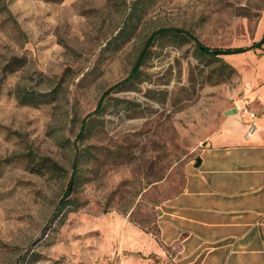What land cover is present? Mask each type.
Wrapping results in <instances>:
<instances>
[{
    "label": "rangeland",
    "instance_id": "obj_1",
    "mask_svg": "<svg viewBox=\"0 0 264 264\" xmlns=\"http://www.w3.org/2000/svg\"><path fill=\"white\" fill-rule=\"evenodd\" d=\"M161 27L251 46L264 38V0H0V264H119L126 224L157 239L163 204L224 105L262 116L264 50L213 58L171 36L94 113ZM24 88L46 102L22 104ZM42 157L60 172L38 171Z\"/></svg>",
    "mask_w": 264,
    "mask_h": 264
},
{
    "label": "crops",
    "instance_id": "obj_2",
    "mask_svg": "<svg viewBox=\"0 0 264 264\" xmlns=\"http://www.w3.org/2000/svg\"><path fill=\"white\" fill-rule=\"evenodd\" d=\"M255 100L264 110V84ZM241 107L224 105L222 119L202 135L183 187L158 215L157 239L125 225L130 235L119 264H138L136 252L147 264H264V112L248 135ZM126 251L132 255L125 263Z\"/></svg>",
    "mask_w": 264,
    "mask_h": 264
},
{
    "label": "trees",
    "instance_id": "obj_3",
    "mask_svg": "<svg viewBox=\"0 0 264 264\" xmlns=\"http://www.w3.org/2000/svg\"><path fill=\"white\" fill-rule=\"evenodd\" d=\"M137 1V0H135ZM135 8H136V4L137 3H133ZM134 14V10L131 11L130 15ZM127 25V23H126ZM124 31V28L121 30V33ZM164 36H171L174 41L179 42L178 40H192L195 41L196 47L198 49V51L206 56L209 57H213V58H220L221 55L223 54H232V53H241V52H247L250 50H256V49H261L264 50L263 44H264V38L259 41V42H254L251 46H235V47H211V46H207L204 43L200 42L190 31L184 29V28H179V27H161L158 30L154 31L146 40L141 53L139 54L129 76L127 78H125L124 80H122L121 82L117 83L116 85H114V87H112L111 89L107 90L101 97V100L98 103L97 108L94 110V113H98L102 108V100L103 98H105L109 92L111 90H113L116 87L122 86L123 83L136 78L141 66L143 65L146 56L148 55V51L150 49V47L153 45V43L155 42V40L159 37H164ZM18 100L25 105H39L42 104L44 102H46L47 100V95L45 94H41L38 93L37 91H35L34 89H21L17 95ZM90 114L88 116H86L83 119L82 122V126L80 128V131L77 135V139L81 138L84 135V132L86 130V126H87V119L89 118ZM76 160H78L76 158ZM41 165L42 168H46L47 170H52L55 172H60L59 169H61V167L59 166L58 163L54 162L53 160H51L49 157H42L41 158V162L38 163L37 165V170L38 166ZM76 169H77V162L75 161L74 164V172L73 174L76 175ZM71 183L73 185L74 183V179L73 177L70 179L69 185L71 187ZM72 189H70L68 187L67 192H66V198H68L71 194Z\"/></svg>",
    "mask_w": 264,
    "mask_h": 264
},
{
    "label": "built area",
    "instance_id": "obj_4",
    "mask_svg": "<svg viewBox=\"0 0 264 264\" xmlns=\"http://www.w3.org/2000/svg\"><path fill=\"white\" fill-rule=\"evenodd\" d=\"M240 110L242 113L246 114L250 119L248 131H247L248 135H250L258 129V125L256 123L257 114L252 109L248 108L246 105H243L240 108Z\"/></svg>",
    "mask_w": 264,
    "mask_h": 264
},
{
    "label": "water",
    "instance_id": "obj_5",
    "mask_svg": "<svg viewBox=\"0 0 264 264\" xmlns=\"http://www.w3.org/2000/svg\"><path fill=\"white\" fill-rule=\"evenodd\" d=\"M200 159H198V161H199ZM71 186H72V183H71ZM71 188V187H70Z\"/></svg>",
    "mask_w": 264,
    "mask_h": 264
}]
</instances>
